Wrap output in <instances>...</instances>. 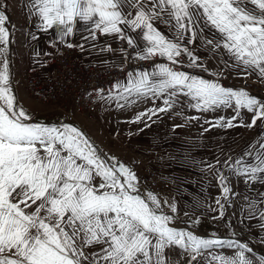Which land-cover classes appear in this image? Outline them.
Here are the masks:
<instances>
[{
	"label": "snow or ice",
	"instance_id": "snow-or-ice-1",
	"mask_svg": "<svg viewBox=\"0 0 264 264\" xmlns=\"http://www.w3.org/2000/svg\"><path fill=\"white\" fill-rule=\"evenodd\" d=\"M26 7L29 16L37 18L36 26L55 29L62 43L80 21L89 25L85 42L96 41L99 33L133 47L131 33L139 31L147 43L138 58L166 56L172 65L181 63L182 54L191 56L187 45L197 35L192 26L203 18L221 34L220 41L206 43L214 50L225 49L243 75L255 73L264 80V0H27ZM7 19L0 0V264H175L166 251L172 247L188 251L189 264H198V257L205 264H264V256L255 257L249 242L206 239L171 227L175 216L164 212L159 198L150 192L142 195L136 173L98 148L85 131L70 122L37 121L19 103L11 82ZM158 20L176 35L169 38L157 30ZM121 52L126 56L125 49ZM156 67L158 72H129L127 85L115 97L134 103L128 99L134 94L137 98L166 94L165 107L147 109L133 122L168 111L170 99L185 90L197 101L193 107L202 111L233 108L235 115L218 117L212 127L252 128L264 121V101L245 89L226 88L165 64ZM241 109L253 114L250 123H244ZM256 144L258 148L250 145L251 150L232 163L231 157L224 162L233 174L245 177L246 184L264 182V136ZM245 157L255 162L247 163ZM216 172L224 197L216 204L224 216L230 195L236 193L228 177ZM244 199L247 218L257 219L264 232V193L258 199ZM168 207L176 212L174 204ZM259 242L264 244V236ZM215 246L235 251L232 256L209 251L208 259L204 251Z\"/></svg>",
	"mask_w": 264,
	"mask_h": 264
},
{
	"label": "rangeland",
	"instance_id": "rangeland-1",
	"mask_svg": "<svg viewBox=\"0 0 264 264\" xmlns=\"http://www.w3.org/2000/svg\"><path fill=\"white\" fill-rule=\"evenodd\" d=\"M26 4L27 0H4V10L8 17L5 27L10 30L11 40L8 49L10 78L19 103L31 112L37 121L50 125L60 121L75 124L91 137L98 148L130 167L138 177L140 193H153L162 202L164 212L175 216L171 227L206 239L249 242L255 257L264 256V244L259 242L264 232L258 227L257 219L247 218V202L244 199L246 196L249 200L258 199L259 194L264 193V182L249 181L246 184L245 177L233 174V171L224 165L229 157L232 158L229 163H232L250 151V145L259 147L256 141L264 136V121L258 120L252 128L212 127L218 117L229 118L235 115L233 108L221 106L214 111H202L193 107L197 101L187 95L186 90L178 91L177 95L170 99L172 107L168 111L157 113L150 120L145 118L142 122L133 121L139 113L147 109L165 107L163 100L168 98L166 95L165 98L153 97L151 94L137 98L134 94L128 97L129 100L135 101L134 103H126L123 99L112 97L105 114H100L96 124H88L83 118L72 122L60 114L50 115L44 106L34 102L26 88L25 78L27 65L32 56L40 51L39 44H36L43 41L53 29L44 31L38 28V20L29 16ZM248 7L252 5L249 4ZM166 30L175 36V31L168 25ZM192 30L197 35L194 42L187 45L191 56L186 54L185 64L181 68L176 66V71L208 81H216L219 75H224L235 83L246 78H258L255 73L243 75L240 69L233 67L235 61L225 49L221 47L214 50L212 45L206 43L208 40L220 41L221 38V34L210 23L201 18L198 24L192 26ZM193 57L198 58L196 62H193ZM118 104L123 107H118ZM240 114L245 124L251 122V112L241 109ZM193 117L199 119H192ZM146 124L149 126L146 127ZM187 130L191 134L190 137L188 134L184 136ZM217 160L220 161L219 164ZM245 161L255 162L249 157H245ZM210 164L215 168L209 169ZM145 166L156 170L161 167L166 172L169 171V174H161L170 180L171 188L164 193H156L142 184L140 170ZM216 169L228 177L229 186L236 193L234 196L230 195L224 216H220L216 204L217 199L224 202ZM164 201L168 204H163ZM169 204L175 205V213H171ZM92 251L99 249L94 248ZM166 251L175 264H189L188 251L179 247ZM209 251L212 255L232 256L235 250L227 246H215L204 251V255L211 259ZM197 261L198 264H205L199 257Z\"/></svg>",
	"mask_w": 264,
	"mask_h": 264
},
{
	"label": "built area",
	"instance_id": "built-area-1",
	"mask_svg": "<svg viewBox=\"0 0 264 264\" xmlns=\"http://www.w3.org/2000/svg\"><path fill=\"white\" fill-rule=\"evenodd\" d=\"M117 42L121 49L126 50V56L122 52L124 59L119 65L82 61L77 58L75 45L67 47L69 43L47 44L39 63L26 70L25 85L34 102L44 106L50 115L60 114L72 122L79 121L80 117L90 123L97 122L103 100L101 96L107 99L109 94L111 97L116 95L117 83L128 79L129 72L136 75L154 68L163 60L159 55L147 60L139 59L135 44L129 47L118 38ZM182 59L183 54L179 57L180 61ZM217 81L226 88L245 89L264 100V80L246 79L235 83L219 76ZM140 179L156 193H164L171 188L170 180L150 166L141 168Z\"/></svg>",
	"mask_w": 264,
	"mask_h": 264
},
{
	"label": "crops",
	"instance_id": "crops-1",
	"mask_svg": "<svg viewBox=\"0 0 264 264\" xmlns=\"http://www.w3.org/2000/svg\"><path fill=\"white\" fill-rule=\"evenodd\" d=\"M154 27H156L157 30H159L165 36H167L169 38L173 37V34L166 30L167 29L166 23L158 20V21L154 22ZM88 28H89V25L86 22H83V21L78 22V24L74 28V32L71 35H69L68 37H66L65 42H63V43H71V44L75 45L77 58L81 59L82 61L101 62L103 64H113V65H119L120 63H122V61L124 59V54L121 52V47L117 42V38L114 35H100L99 33H97L98 39L96 41L88 40L87 42H85V37H88V35H89ZM131 34L134 37L135 45L137 46L138 54H142L145 50V46L147 43L143 39V34L140 33L139 31H134ZM49 43L62 44V42H60L58 39V36H57L55 29H53L52 32H50L48 36H45L43 41L41 40L39 43L36 44V45L39 44V50L40 51L38 53L40 55H39V57H37V55H33L31 61L27 65L28 67L32 66V65H36L39 63V61L41 59V55H42L43 51L45 50L46 45ZM80 45H82L83 47L82 48L79 47ZM109 46L111 48V51L107 50L109 48ZM29 47L33 48V46H29ZM101 49H105V50L101 51ZM162 57H163V60L160 61L157 65L165 64V65L173 67L175 70L177 69L176 66L172 65L171 62L167 60L166 56H162ZM183 57H184V59H182L181 63H179L180 64L179 68H181V66L183 64H185L186 54H183ZM154 71L155 72L159 71L156 66L154 68L146 70L144 72L152 73ZM222 76H224V75H222ZM224 77L226 78L227 81H230L226 76H224ZM246 79L261 80L258 78H246ZM246 79H244V80H246ZM244 80H242V81H244ZM230 82H233V81H230ZM127 83H128V79H125L123 82L120 83L121 87L118 88L117 94L122 92L123 86H126ZM117 94L113 95L112 97L114 98L115 96H117ZM165 95L161 96L159 98H165ZM25 102L27 103V101H25ZM109 103H110L109 98L102 100V103L100 105V112L98 115V119H99L101 113L103 115L105 114V112L107 110L106 108H107ZM80 119H81V117L79 118V120ZM85 122H86V120H85ZM87 123L88 124H94V123H90V122H87ZM96 123L97 122H95V124ZM186 134H188L189 137L191 136V134L189 133L188 130H187V132H184V136H186ZM157 169H158L157 171L159 173L169 174V171L166 172L161 167H157Z\"/></svg>",
	"mask_w": 264,
	"mask_h": 264
},
{
	"label": "trees",
	"instance_id": "trees-1",
	"mask_svg": "<svg viewBox=\"0 0 264 264\" xmlns=\"http://www.w3.org/2000/svg\"><path fill=\"white\" fill-rule=\"evenodd\" d=\"M141 180V179H140ZM142 183V182H141ZM143 184V183H142Z\"/></svg>",
	"mask_w": 264,
	"mask_h": 264
}]
</instances>
